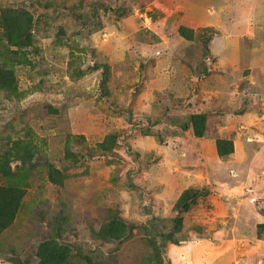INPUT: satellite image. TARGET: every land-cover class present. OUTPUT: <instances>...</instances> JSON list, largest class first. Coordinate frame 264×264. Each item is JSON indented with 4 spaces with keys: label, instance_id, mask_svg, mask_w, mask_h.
I'll return each instance as SVG.
<instances>
[{
    "label": "rangeland",
    "instance_id": "rangeland-1",
    "mask_svg": "<svg viewBox=\"0 0 264 264\" xmlns=\"http://www.w3.org/2000/svg\"><path fill=\"white\" fill-rule=\"evenodd\" d=\"M17 10L32 18L19 44L2 20ZM0 65L15 76L0 89V157L19 155L0 186L26 168L0 264H37L48 239L69 248L68 264H193L182 259L191 243L205 262L264 264V229L227 216L231 194L205 163L237 158L212 143L235 127L258 133L239 155L264 163V0H0ZM25 145L36 154L23 163L14 147ZM189 189L207 196L186 210Z\"/></svg>",
    "mask_w": 264,
    "mask_h": 264
},
{
    "label": "trees",
    "instance_id": "trees-1",
    "mask_svg": "<svg viewBox=\"0 0 264 264\" xmlns=\"http://www.w3.org/2000/svg\"><path fill=\"white\" fill-rule=\"evenodd\" d=\"M3 27L4 35L6 38H9L11 41H17L21 43L27 37H30L28 30L26 31V25L31 24L32 18L27 11L17 10L14 12H8L3 17ZM22 40V41H20ZM19 41V42H18ZM0 65V89L9 87L15 82V76L12 70H2ZM206 117L205 115H195L192 119L194 133L198 137L205 135L203 132L205 125ZM189 128V126H186ZM113 140H115L113 138ZM104 143H101L99 146L102 149H111L115 146V143L112 142V147H107ZM217 150L220 156L228 155L234 152V144L231 140L217 139L216 141ZM21 147V148H20ZM20 148L23 151V154L26 157L20 156L19 160H22L23 163L31 161L35 157V149L31 146H16L14 149ZM16 153H12L11 150H8L0 157V172L7 179L12 175L11 168V159ZM19 156V155H16ZM26 168H21L18 170L20 175H18L17 183H8L9 185L0 186V233L4 232L10 228L16 218L17 212L19 210L21 200L24 196V191L17 185L12 184H22V180ZM14 175V174H13ZM10 179V178H9ZM52 180L56 181L52 176ZM207 196V192L200 191L198 189H189L183 193V197L178 202V207H183L188 210L190 205L197 201L199 197ZM177 208V207H176ZM177 225H180L181 218L175 220ZM259 228L264 229V225H259ZM37 256L39 257V262L37 264H68L70 260V250L68 247L61 245L56 239L45 240L42 244L39 245ZM18 264H30L29 262L21 261L16 259Z\"/></svg>",
    "mask_w": 264,
    "mask_h": 264
},
{
    "label": "crops",
    "instance_id": "crops-1",
    "mask_svg": "<svg viewBox=\"0 0 264 264\" xmlns=\"http://www.w3.org/2000/svg\"><path fill=\"white\" fill-rule=\"evenodd\" d=\"M250 116L251 115H233L229 120L230 122H234L237 120L238 121L246 120ZM227 128H229V126L222 128V134H224V131H227L226 130ZM241 128L237 130V127H235L234 131L231 133L232 136H234V140H233L234 153L231 154L229 158H234L236 156L237 157L236 159L223 160L224 158L219 159V157L210 155L205 159L206 160L205 163L207 164L209 161H211L212 162L211 165L214 166L215 170L217 171V177L220 178V180H218L219 182H217L216 180L217 179L215 177L216 175L212 176V179L215 185L217 184V187L219 188V190L230 192L231 194V195H228V193H224V196H223L226 210L228 211V212L226 211V213H229L227 214V216H230L231 213H234V216L236 217V219L238 216H242L243 221H245L248 224H253L254 228H256L257 230V227L259 225H264V213H262V210H264V179L263 181L261 180L260 182H256V183L254 181L251 184V187L244 188L245 186L248 185L244 177L246 175H249V178H254L255 176L254 179H256L257 176L259 175L260 177L264 176V163H260L258 167H255L253 166L254 164L249 165V160H248L249 156L246 157V155H239L238 147L240 144H242V138L245 135V133L246 135H248V137H251L252 133L255 135H258V133L256 131L253 132L251 128L250 130H247V131H243ZM235 138H237L238 140H235ZM212 143H214V145L216 144L214 141H212ZM259 154H260V157H262V154L256 151L255 155H259ZM224 170L227 171V174L225 176L222 174ZM229 171H231L232 173H235V176L229 175L228 174ZM207 175H209V173H207ZM254 186H256L255 189H254ZM251 189H254V190H252L251 192ZM244 191H246L244 195L247 198H245L244 196H241L243 195ZM233 196H239V200H238L239 204L232 203ZM253 199L255 200L254 202L257 201V203L259 204L263 202V206H255V209H254V206L251 205V202H253ZM239 207H242V209L241 208L239 209ZM257 208L259 210H256ZM235 209H237L235 211L237 213L230 211V210H235ZM254 218L256 219L255 220L256 223L252 222ZM235 223H237V221H235ZM259 244H261V242H259ZM190 246H192L190 250L183 251L187 253L184 254L186 257L184 258L182 257V259L186 261H190L193 264H216L215 259L212 261L210 258H207V262H205L203 258V255L205 254H203L201 251H198V247L197 245H195V243H191L182 248L184 249Z\"/></svg>",
    "mask_w": 264,
    "mask_h": 264
}]
</instances>
